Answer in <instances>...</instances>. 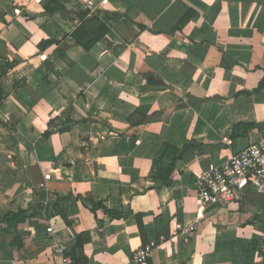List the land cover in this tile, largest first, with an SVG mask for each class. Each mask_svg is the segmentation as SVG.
Returning a JSON list of instances; mask_svg holds the SVG:
<instances>
[{"label": "crops", "instance_id": "1", "mask_svg": "<svg viewBox=\"0 0 264 264\" xmlns=\"http://www.w3.org/2000/svg\"><path fill=\"white\" fill-rule=\"evenodd\" d=\"M52 1L0 0V264H264V194L199 214L193 177L264 133V0Z\"/></svg>", "mask_w": 264, "mask_h": 264}, {"label": "built area", "instance_id": "2", "mask_svg": "<svg viewBox=\"0 0 264 264\" xmlns=\"http://www.w3.org/2000/svg\"><path fill=\"white\" fill-rule=\"evenodd\" d=\"M193 177L199 214L212 205H239L249 193L264 194V133L258 140L231 153L220 165L195 173ZM196 230L194 225L188 229L190 232ZM157 245L152 243L137 249L132 262L144 264ZM69 250L67 244H56L54 264H73Z\"/></svg>", "mask_w": 264, "mask_h": 264}, {"label": "trees", "instance_id": "3", "mask_svg": "<svg viewBox=\"0 0 264 264\" xmlns=\"http://www.w3.org/2000/svg\"><path fill=\"white\" fill-rule=\"evenodd\" d=\"M51 3H52V5L57 4V2L55 0H53ZM59 7H61V6H59ZM55 8H57V6H55V5H54V7L47 8L45 10L44 15L47 16V15H51L52 13H55V11L57 10ZM58 10L61 11V10H63V8L61 7ZM22 14L27 18H34L35 17V15H28L26 12H22ZM87 14H88V11L83 12L81 14L82 18H84ZM110 18H112V15L107 16V17L101 16L99 19H101L102 21H107ZM0 21L5 22V16L4 15H0ZM180 24H182V23H180ZM106 31H107V28L104 25H102L99 28V31L94 35L93 38L89 39L87 41V43H81L80 42L81 43L80 45L85 50H88L92 45H94L99 39H101L103 37V35ZM72 37L74 38V35ZM75 41H77V40L75 39ZM55 43H58V42H55ZM15 65H16L15 63H11L0 72V102H3L8 97V95L12 92V90L19 85V83H14L13 85H8V83H7V78H6L7 73L9 71V69L13 68ZM237 126L238 125L233 126V132L234 133L236 132L235 130H236ZM175 163H176V159H174L170 164H164V163L159 162V161H153L151 164V167H150V176L152 178L160 180V182L162 184L166 183L168 181H171L172 175L175 171ZM87 202L93 211L100 209L103 212H105L107 215H109L110 217H122L118 214H113L112 212L107 210V208H105L101 202L95 203L91 200H88ZM24 216H25L24 211L18 210L15 213L6 214L2 218L1 222L9 223V222H13V221H18V222L23 221ZM89 241H90V235L87 232L79 234L75 237L74 243L72 244V246H70V250L68 253L73 260V264H85L86 263L87 259L83 254V248Z\"/></svg>", "mask_w": 264, "mask_h": 264}, {"label": "water", "instance_id": "4", "mask_svg": "<svg viewBox=\"0 0 264 264\" xmlns=\"http://www.w3.org/2000/svg\"><path fill=\"white\" fill-rule=\"evenodd\" d=\"M259 128L264 130V123L259 124ZM217 206L218 205H212L207 210H212V209L216 208Z\"/></svg>", "mask_w": 264, "mask_h": 264}]
</instances>
